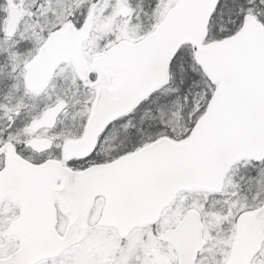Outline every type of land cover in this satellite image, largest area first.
I'll use <instances>...</instances> for the list:
<instances>
[{
    "label": "snow or ice",
    "instance_id": "1",
    "mask_svg": "<svg viewBox=\"0 0 264 264\" xmlns=\"http://www.w3.org/2000/svg\"><path fill=\"white\" fill-rule=\"evenodd\" d=\"M0 264H264V0H0Z\"/></svg>",
    "mask_w": 264,
    "mask_h": 264
}]
</instances>
